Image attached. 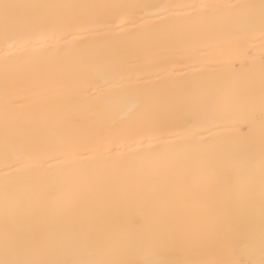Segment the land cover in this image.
<instances>
[{
    "label": "snow or ice",
    "instance_id": "snow-or-ice-1",
    "mask_svg": "<svg viewBox=\"0 0 264 264\" xmlns=\"http://www.w3.org/2000/svg\"><path fill=\"white\" fill-rule=\"evenodd\" d=\"M0 44V264H264V0H0Z\"/></svg>",
    "mask_w": 264,
    "mask_h": 264
},
{
    "label": "bare ground",
    "instance_id": "bare-ground-1",
    "mask_svg": "<svg viewBox=\"0 0 264 264\" xmlns=\"http://www.w3.org/2000/svg\"><path fill=\"white\" fill-rule=\"evenodd\" d=\"M57 2H89V3H157V4H167V3H191V2H203V3H241L246 2V0H57ZM188 23H195L190 21H185L182 19H173L158 25L155 29H145L141 33H135L131 37L132 39H141V40H152L155 38L153 33L155 32H164L167 31L172 25H182ZM259 40L255 42L253 47V55L248 57L249 60H255L254 70L258 71L259 58H260V48ZM2 47V44H0ZM221 73L225 72L226 69L221 68Z\"/></svg>",
    "mask_w": 264,
    "mask_h": 264
}]
</instances>
